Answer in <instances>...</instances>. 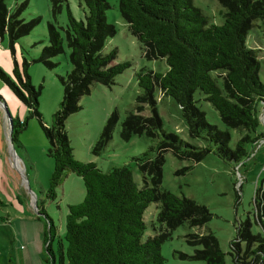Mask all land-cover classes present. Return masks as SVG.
Returning <instances> with one entry per match:
<instances>
[{
    "label": "trees",
    "instance_id": "trees-1",
    "mask_svg": "<svg viewBox=\"0 0 264 264\" xmlns=\"http://www.w3.org/2000/svg\"><path fill=\"white\" fill-rule=\"evenodd\" d=\"M50 1L53 20L47 23V45L41 50L39 61L49 69L54 68L51 60L63 54L66 44L72 66L64 77H58L63 95L51 125H45L38 112L39 92L31 87L26 62L21 68L14 62L13 79L0 69V81L28 113L24 121L12 120L10 141H15L29 119L36 118L48 142L47 156L53 161V171L46 198H54L55 189L68 173L83 183L84 199L67 207L64 237L58 240V264H165L160 250L171 239L172 232L185 224L202 227L212 215L203 206L160 189L164 154L171 153L180 161L197 164L214 153L237 167L248 157L247 146L264 139L257 134L260 110L264 107V83L259 80L256 52L246 44L255 25L264 24V0H217L223 10V24L219 26H208L191 0H119V12L145 59L164 60L167 66L164 74L146 70L137 74L141 94L135 108L138 113L144 106L150 107L153 115L128 114L121 125L120 137L125 141L142 135L158 138L162 122L155 110L157 89L161 98L168 97L180 107L188 137L202 143L192 145L176 134L161 131L157 155L151 158L144 153L132 160L144 179L141 188L134 182L129 166L105 173L94 163L75 161L65 131L66 119L80 111V100L90 93L92 85L110 87L131 66L129 62L115 63L116 50L102 52L105 41L116 34L105 19L109 5L105 0H80L84 20L76 21L67 11L63 29L57 26L56 14L66 0ZM24 7H15L11 13L5 0H0V44L7 35L13 47L37 25L39 20L26 23L20 19ZM195 92L218 113L225 130L207 122L193 99ZM3 102L0 98V103ZM116 121L117 115L113 113L95 151L111 140ZM230 131L238 136L233 148ZM152 203L158 205L156 221L160 231L143 241L147 229L144 213ZM253 203L254 224L260 231H252L249 219L240 222L229 244L227 261L212 233L189 235L188 245L202 247L193 259L204 264H264V180L255 190ZM34 210L36 218L43 222V264H55L52 241L56 230L42 208L34 206Z\"/></svg>",
    "mask_w": 264,
    "mask_h": 264
},
{
    "label": "rangeland",
    "instance_id": "rangeland-1",
    "mask_svg": "<svg viewBox=\"0 0 264 264\" xmlns=\"http://www.w3.org/2000/svg\"><path fill=\"white\" fill-rule=\"evenodd\" d=\"M109 9L105 13L106 23L116 29V34L105 41L103 54L116 50L115 63L129 62L131 66L115 78L114 85L106 87L94 84L90 93L80 100L79 112L70 115L65 121V131L75 161L94 163L101 171L107 173L113 168L129 166L133 180L139 188L144 186V179L133 158L148 153L151 158L157 155V144L160 132L172 133L182 140L196 146H202L197 140L188 137L185 121L180 107L170 98H161L155 89L156 113L162 122L161 131L157 130L158 138L145 135L133 136L128 141L120 137L121 125L128 114H139L151 117L152 110L144 106L137 113L136 99L141 94L137 83V74L141 70L164 74L167 66L164 60L150 61L143 56L140 45L131 35L128 25L119 12V0H105ZM195 8L199 9L207 20V25L223 24V11L217 0H191ZM7 9L13 13L15 7L25 5L20 14L24 22L39 20L31 32L20 38L13 47L9 44L8 36H4L0 44V69L13 79L14 62L21 68L23 62L28 64L27 72L31 87L38 95V112L43 123L51 125L52 115L57 111L62 101L63 90L58 77H64L72 69L69 62L70 51L66 44L63 54L53 58L54 68L49 69L40 61L43 47L47 45V23L53 20L50 0H5ZM67 11L76 21L84 20V6L80 0H66L62 3L61 12L56 14L59 28H65ZM63 35V32L61 31ZM246 44L255 50L259 64V80L264 83V24L258 22L247 35ZM0 98L4 101L11 120L24 121L27 116L26 107L15 97L8 86L0 81ZM193 99L196 106L205 114L209 124L225 130L218 113L203 99L199 92H195ZM259 115L257 134L264 136V122ZM116 113L117 121L112 132V138L100 150L95 151V145L110 118ZM231 133L230 147L233 148L238 136ZM7 125L3 111L0 108V157L3 159L2 147L10 144L9 159L13 163L14 157L19 160L21 174L16 171V178L21 182L23 195L15 187V182L9 179L8 191L14 192L12 207H0V264H23L18 262L15 251L17 246L13 237L15 234L9 229L1 227L3 219L13 217L15 213L26 219H35L34 206L42 208L52 220L56 236L52 241L55 264H58V240L63 239L65 233V216L69 205H76L84 199L85 190L82 180L74 174L68 173L62 185L55 189L52 199L46 198L49 179L53 171V161L47 156L48 142L36 118L27 121L26 128L21 131L14 142L8 138ZM248 157L236 167L232 163L223 161L214 153H210L203 161L193 164L180 161L171 153L164 154L162 179L160 189L178 197L187 198L203 206L211 216L204 226H179L171 234V239L161 246V256L165 264H204L193 259L200 246H190L186 240L189 235H207L212 233L223 253L230 251V242L236 236V228L240 222L247 219L253 224L252 231L257 233L259 227L254 224L255 208L253 198L255 190L264 180V141L247 146ZM1 160L0 162H2ZM9 175V174H8ZM151 186V183L147 181ZM238 195V198H237ZM31 197L34 198L32 202ZM158 205L150 204L144 213L146 232L143 241L153 237L160 231L156 221ZM11 219V218H10ZM12 224V223H11ZM11 235V236H10ZM45 252L43 251V256ZM42 257V256H41ZM43 264V258H40ZM27 264H36L30 258ZM230 264V263H228Z\"/></svg>",
    "mask_w": 264,
    "mask_h": 264
},
{
    "label": "crops",
    "instance_id": "crops-1",
    "mask_svg": "<svg viewBox=\"0 0 264 264\" xmlns=\"http://www.w3.org/2000/svg\"><path fill=\"white\" fill-rule=\"evenodd\" d=\"M9 152L11 153L8 143L6 151L5 147H2L3 159L0 157V161L3 160L0 162V207L13 206V189L12 193L8 191L10 178L15 182L16 190L23 195L21 182L16 178V172L21 174V166L16 157H14L13 163L10 161ZM31 200L33 202L34 198L31 197ZM12 216L13 217H10V219L6 214L3 223H1V227L9 229L10 232L15 234L13 239L17 246L15 254L17 255L18 262L27 264L31 258L36 264H40V258H43V222L38 220L36 216L35 219H26L25 216L20 215L19 213H15Z\"/></svg>",
    "mask_w": 264,
    "mask_h": 264
},
{
    "label": "water",
    "instance_id": "water-1",
    "mask_svg": "<svg viewBox=\"0 0 264 264\" xmlns=\"http://www.w3.org/2000/svg\"><path fill=\"white\" fill-rule=\"evenodd\" d=\"M0 106H1V109L3 111V116H4V120L6 122V125H7V130H8V138L10 140V137H11V133H12V120L11 118L9 117V114L7 112V109H6V106L3 103H0ZM11 142V141H10ZM9 147H10V144H9Z\"/></svg>",
    "mask_w": 264,
    "mask_h": 264
},
{
    "label": "built area",
    "instance_id": "built-area-1",
    "mask_svg": "<svg viewBox=\"0 0 264 264\" xmlns=\"http://www.w3.org/2000/svg\"><path fill=\"white\" fill-rule=\"evenodd\" d=\"M260 118L263 120V122H264V107H263V109H262V113H261V116H260ZM264 141V140H263Z\"/></svg>",
    "mask_w": 264,
    "mask_h": 264
}]
</instances>
